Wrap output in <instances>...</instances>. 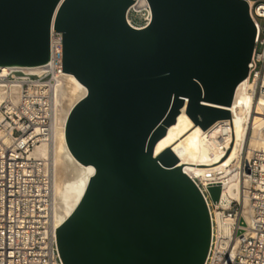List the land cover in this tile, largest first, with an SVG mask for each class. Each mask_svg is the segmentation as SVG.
<instances>
[{
	"label": "water",
	"instance_id": "water-1",
	"mask_svg": "<svg viewBox=\"0 0 264 264\" xmlns=\"http://www.w3.org/2000/svg\"><path fill=\"white\" fill-rule=\"evenodd\" d=\"M134 1L0 0V65L47 62L53 28L63 71L88 88L66 139L96 171L57 228L63 264H205L210 251L202 192L170 146L157 156L155 146L186 102L203 130L232 126L217 105L230 106L249 75L258 28L247 0H148L152 20L136 29L126 19ZM209 191L218 202L221 185Z\"/></svg>",
	"mask_w": 264,
	"mask_h": 264
},
{
	"label": "built area",
	"instance_id": "built-area-1",
	"mask_svg": "<svg viewBox=\"0 0 264 264\" xmlns=\"http://www.w3.org/2000/svg\"><path fill=\"white\" fill-rule=\"evenodd\" d=\"M252 2L250 13L258 34L249 80L264 111V25L260 22L264 16L257 13L264 0ZM134 4L128 8L127 22L136 29L148 26L152 9L138 10ZM65 73L63 36L53 28L50 59L43 63L41 72L0 71V264H63L53 226L52 159L34 150L53 140ZM260 133L264 140V113ZM231 135L230 123H224L215 143L219 153L227 150ZM233 175L247 199V215L243 203L233 199L228 212L238 216L233 223L234 241L222 245L217 233H212L205 264H264V148L253 150L248 161H237ZM194 182L211 213L217 206L209 187L219 183L222 189L224 182Z\"/></svg>",
	"mask_w": 264,
	"mask_h": 264
},
{
	"label": "bare ground",
	"instance_id": "bare-ground-1",
	"mask_svg": "<svg viewBox=\"0 0 264 264\" xmlns=\"http://www.w3.org/2000/svg\"><path fill=\"white\" fill-rule=\"evenodd\" d=\"M252 3L251 0L249 6L252 7ZM134 5L138 10L144 8L151 10L148 0H135ZM257 13L264 16V2H261L260 6L257 7ZM42 67L43 64L0 65V71L7 73L10 70H23L37 73L41 72ZM61 90L62 100L55 117L53 140L38 145L34 150L35 154L52 159L54 171L53 226L56 238L57 228L75 210L88 187L91 176L96 171L94 165H85L75 157L66 139L68 117L78 101L86 96L88 88L73 73L66 72ZM261 103V99L254 94V85L250 82L248 75L238 84L230 106L217 105V107L230 110L232 126L230 118H224L216 120L203 130L186 113V102L177 115L175 123L167 127L166 134L158 140L155 146L156 156L170 146L179 158L178 165L185 164L182 168L192 179H199L204 184L213 179L220 183L224 182L220 200L215 202L217 207L211 211L212 233H217L218 243H222V245L224 243L229 244L234 237L233 223L237 221L238 216L228 212L233 199L243 203L245 206L244 213L247 215V199L234 178L233 166L240 159L248 161L253 150L264 148V140H262L260 133L262 114L264 113ZM227 122L230 123L231 131L233 128L234 139L231 135L227 150L231 147L230 144L233 140L232 147L228 155L219 162L227 150L219 153L215 148V143L222 125ZM209 139H211L212 144L209 143ZM214 163L217 164L212 165Z\"/></svg>",
	"mask_w": 264,
	"mask_h": 264
},
{
	"label": "rangeland",
	"instance_id": "rangeland-1",
	"mask_svg": "<svg viewBox=\"0 0 264 264\" xmlns=\"http://www.w3.org/2000/svg\"><path fill=\"white\" fill-rule=\"evenodd\" d=\"M262 25H264V19H260Z\"/></svg>",
	"mask_w": 264,
	"mask_h": 264
}]
</instances>
